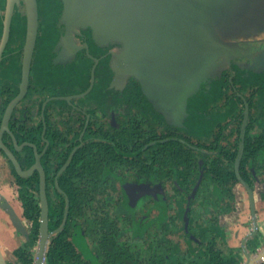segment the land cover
I'll use <instances>...</instances> for the list:
<instances>
[{
  "label": "flooded vegetation",
  "instance_id": "af4514ba",
  "mask_svg": "<svg viewBox=\"0 0 264 264\" xmlns=\"http://www.w3.org/2000/svg\"><path fill=\"white\" fill-rule=\"evenodd\" d=\"M218 2L203 6L226 33L248 26L264 12L260 0L255 9L253 0ZM36 3L37 31L22 89L25 5L23 0L14 1L3 41L7 0H0V211L23 238L13 250L17 261V250L32 239L34 218L27 214L26 200L28 181L35 175L36 253L40 174L37 168L19 173L13 158L22 170L39 159L44 171L49 232L45 264L51 248L60 251L62 264H180L178 221L145 218L159 215L167 197L173 213L177 210L179 193L174 185H179L165 175L175 164L185 167L175 159H195L196 181L202 179L204 159L217 158L213 147L231 145L228 133L238 124L234 159L242 158L250 115L264 117V34L221 36L228 44L213 50L207 36L211 32L205 31L199 13L192 11L190 21H180L176 12L145 11L141 20L129 13L133 17L125 28L127 44L116 40L114 16L107 21V32L75 22L68 28L63 0ZM44 9L45 14L50 11L47 35L41 21ZM232 20L238 26H231ZM52 86L53 92L47 93ZM252 93H259L256 100ZM258 127L264 125L259 121ZM164 159L173 161L172 167L163 166ZM193 186L187 204L198 190L189 197ZM242 186L233 187L236 210L220 220L228 244L225 219H239L237 228L248 223L241 203V192L246 196L247 192ZM8 189L14 191L12 198ZM259 199L264 202L262 196ZM5 203L25 231L15 226ZM255 203L257 232L264 234V224L259 225L264 204L257 203L256 195ZM133 209L140 218L137 224ZM188 211L182 226L188 238L197 241L188 229ZM248 214L252 223L250 209ZM0 248L3 251L1 244Z\"/></svg>",
  "mask_w": 264,
  "mask_h": 264
},
{
  "label": "trees",
  "instance_id": "16d2710c",
  "mask_svg": "<svg viewBox=\"0 0 264 264\" xmlns=\"http://www.w3.org/2000/svg\"><path fill=\"white\" fill-rule=\"evenodd\" d=\"M258 95L259 93H252L250 97L256 100ZM259 121L264 125V117L251 114L245 125V146L239 164L241 178L253 190H256L258 187L264 188V127H258ZM239 132L238 124L236 131L228 133V135L232 136L233 142L231 145L213 147L214 150L218 151L217 158L204 159L201 182L194 198L188 204L187 194L196 182L199 174V169L196 168L197 161L195 159H175L177 160L175 163L185 166L183 169H179L176 164V167H172L170 163H173V161H169L170 159H164L163 161V166L172 167L169 168L170 170H165V175L174 177L179 185V187L174 185L179 193L178 208L173 213L168 206L170 198L167 197L163 211L159 215H152L145 219L147 221H165L167 217H171L178 221V232L181 246H183L180 249V252L183 253L180 256V264H240L243 259L240 244L237 246L228 244L225 239V229L220 224V220L224 218V215L233 213L236 210V195L233 192V187L238 183L242 185L239 175L234 170V158L238 152V141L240 138ZM219 136L220 132L216 133L215 142H218ZM154 160L152 159V162ZM152 162L149 165L152 166ZM28 185L26 210L28 216L34 218V222L31 241L17 250L20 264L32 263L34 257L32 246L36 242L38 233L39 204L37 175L28 181ZM261 196L264 197V193H261ZM186 205L189 207L188 229L199 239L197 241L189 239L182 226L183 217L187 214L188 210L186 209ZM136 214V210L133 209V224H137L140 220ZM258 237H261L260 232L248 238L246 241L248 249L250 248L249 244L253 243ZM249 251L254 252L250 249ZM57 252L58 250L54 248H51V251L47 252V264H62L58 254L60 251ZM185 253L189 254L190 257L185 256ZM259 264H264V261Z\"/></svg>",
  "mask_w": 264,
  "mask_h": 264
},
{
  "label": "water",
  "instance_id": "95a60500",
  "mask_svg": "<svg viewBox=\"0 0 264 264\" xmlns=\"http://www.w3.org/2000/svg\"><path fill=\"white\" fill-rule=\"evenodd\" d=\"M15 0H7L6 11H5V21H4V34L3 41H5L8 29H9V20L12 12L13 3ZM26 10L27 17V25H26V40L24 46V60H23V80H22V89L25 87V83L27 81V73H28V62L30 58V54L32 52L36 31H37V3L36 0H23ZM175 0H63L64 2V10L63 13L67 19L68 28L71 23H76L80 26H90L95 30H104L107 32L108 25L107 21L111 18V16L115 17L116 21V29L115 34L116 37L122 38L124 43L130 44V40L128 35L125 33V28H127V23L129 19L133 16H130L129 13L134 14L136 18L139 20L142 19L141 13L147 12H162V13H175ZM207 1V0H205ZM210 4H218V1L224 2V0H210ZM253 6H255L258 0H253ZM183 2V1H182ZM261 4H264V0H260ZM190 5L187 1L185 2ZM209 3V1H207ZM206 3V4H207ZM218 6V5H216ZM193 7V6H192ZM194 8V7H193ZM197 13L201 16V21L207 20V17L204 16V12L199 8L196 9ZM247 16H250L247 14ZM199 26V25H198ZM199 28V27H198ZM199 30H201L199 28ZM204 31V29H202ZM211 34H207L208 38L211 39V47L215 50L217 47L222 46L226 47L228 41L221 37V35L217 32L216 28L212 27V30L209 29ZM111 31V30H110ZM203 31H199L201 34ZM247 109V106H246ZM247 116L244 118V122ZM244 132V131H243ZM240 150H243V143L240 144ZM7 153L11 156L9 150H6ZM38 157V153H36ZM13 158V156H12ZM16 169L21 174H28L33 171L34 168L39 170L40 178H39V197H40V205H41V217L39 224V238L36 247V253L33 259L32 264H45V252L47 247V240L49 236L48 227H47V198L45 192V175L41 164L39 163V159H35V162L27 169L22 170L18 161L16 159H12ZM239 162L240 159H235V172L240 177L241 184L245 187L247 192V198L249 203V209L251 213L252 227L251 230L242 237L240 241V246L243 252V259L240 264H259L264 259V246H261L255 250V252L251 253L246 246V239L248 237L253 236L258 231V218H257V209L255 203V190L248 183L241 178L239 173ZM201 181V176L196 181L193 186L190 196L193 197L199 183ZM261 193H264V188L261 190ZM264 198V197H263ZM190 200V199H189ZM4 207L10 213L13 223L18 228V230L25 231L22 223L10 208V206L5 203ZM187 215L185 214V221H187ZM186 226V222H185ZM0 264H8L7 257L3 253L0 248Z\"/></svg>",
  "mask_w": 264,
  "mask_h": 264
},
{
  "label": "rangeland",
  "instance_id": "374dc122",
  "mask_svg": "<svg viewBox=\"0 0 264 264\" xmlns=\"http://www.w3.org/2000/svg\"><path fill=\"white\" fill-rule=\"evenodd\" d=\"M183 1V2H182ZM188 2L190 5H188L185 2ZM209 2H211L210 0H208ZM175 10H176V14L179 16V20L183 21H190L191 17L190 15L193 12H196V9H200L202 10L204 14V16L207 17V20H205L206 22V28L205 31L209 32L212 27L216 28L217 32L223 36L224 38H229V37H238V36H246V35H261L264 34V12L263 14H261L260 16H257L255 19H253L250 23H248V26L246 24L244 25H239L241 28L237 29L235 32L233 33H226L225 31H223L219 24L217 23V21L213 18V17H208L206 10L204 8V3H207V1L205 0H175ZM194 8H193V7ZM48 12H50L49 10H47V13L45 14V9L44 12L41 15V21H42V25H43V30L44 33L47 35V22L49 21L50 16L48 15ZM231 26H238V21H230ZM118 42L124 43L122 38H117L116 39ZM45 43H47V41H45ZM118 49V48H117ZM120 49V48H119ZM61 90H64V86H60ZM54 86L50 87V89H47V93H51L53 92ZM66 90V89H65ZM12 189H8L7 194L10 198L13 197V192L11 191ZM242 197L244 199V211L247 212L246 213V221L248 222L247 225L244 226H240L239 228H237L239 226V224H241L239 222V219L237 220L236 217H229L226 220V224L228 227V234L230 237V244L233 246H237L238 244H240L241 238L245 235V233L249 232L252 226V223H250L249 220V214H248V208H247V196L246 194L243 192H241ZM264 224V220L259 219V225H263ZM264 226V225H263ZM235 229H238V235H234L235 234ZM261 234V232H260ZM23 241L22 236L17 233L14 229V227L11 225V223L9 221H7V218L5 217V215L3 214V212L0 211V244L2 246L3 249V253L5 254V256L7 257V260L9 262V264H19V262L16 259V255L13 252V250L17 247V245H19L21 242ZM250 246V250H253L255 252V250L261 246H264V234H261V237H258L253 243L249 244Z\"/></svg>",
  "mask_w": 264,
  "mask_h": 264
},
{
  "label": "crops",
  "instance_id": "0c3cea01",
  "mask_svg": "<svg viewBox=\"0 0 264 264\" xmlns=\"http://www.w3.org/2000/svg\"><path fill=\"white\" fill-rule=\"evenodd\" d=\"M263 188L262 187H258V188H256V190H255V195H256V200H257V203L258 204H264V202L263 201H261V199H259L260 198V196H261V190H262ZM263 202V203H262ZM242 205L244 206V199L242 200Z\"/></svg>",
  "mask_w": 264,
  "mask_h": 264
},
{
  "label": "built area",
  "instance_id": "2783aa9c",
  "mask_svg": "<svg viewBox=\"0 0 264 264\" xmlns=\"http://www.w3.org/2000/svg\"><path fill=\"white\" fill-rule=\"evenodd\" d=\"M263 261H264V259H263Z\"/></svg>",
  "mask_w": 264,
  "mask_h": 264
}]
</instances>
